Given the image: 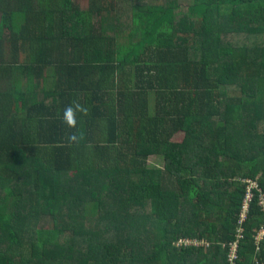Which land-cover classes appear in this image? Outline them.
Listing matches in <instances>:
<instances>
[{
    "label": "trees",
    "instance_id": "obj_1",
    "mask_svg": "<svg viewBox=\"0 0 264 264\" xmlns=\"http://www.w3.org/2000/svg\"><path fill=\"white\" fill-rule=\"evenodd\" d=\"M262 196L264 0H0V264H263Z\"/></svg>",
    "mask_w": 264,
    "mask_h": 264
},
{
    "label": "clouds",
    "instance_id": "obj_2",
    "mask_svg": "<svg viewBox=\"0 0 264 264\" xmlns=\"http://www.w3.org/2000/svg\"><path fill=\"white\" fill-rule=\"evenodd\" d=\"M87 108L82 106L78 102H73L70 105H67L63 111L62 121L64 124H66L69 128H75L77 124V113L86 115L87 114ZM78 139L77 135L75 133H72L68 136V141L76 142Z\"/></svg>",
    "mask_w": 264,
    "mask_h": 264
},
{
    "label": "built area",
    "instance_id": "obj_3",
    "mask_svg": "<svg viewBox=\"0 0 264 264\" xmlns=\"http://www.w3.org/2000/svg\"><path fill=\"white\" fill-rule=\"evenodd\" d=\"M244 183L246 184V188H247V194H246V198L244 201V206L242 208V213L239 216V223L241 224L244 220H245V216L247 213V209H248V202L251 200V194H250V190L252 188L256 187V182L252 181L250 179H246L244 181ZM259 204L264 206V198L263 196L261 197V199L259 200ZM237 233L241 234V227L239 226L237 229ZM241 235H238V237H240ZM264 238V228H261L257 231L256 235H255V241L256 243H258L260 240H262ZM181 243H186V241H180ZM195 243V241L193 242ZM196 244V243H195ZM233 250L235 249V243H233ZM256 264H261V263H256ZM264 264V263H263Z\"/></svg>",
    "mask_w": 264,
    "mask_h": 264
},
{
    "label": "rangeland",
    "instance_id": "obj_4",
    "mask_svg": "<svg viewBox=\"0 0 264 264\" xmlns=\"http://www.w3.org/2000/svg\"><path fill=\"white\" fill-rule=\"evenodd\" d=\"M75 1H77L80 5L81 4H84V0H75ZM189 1L190 0H179V4L181 6V10H185V7L189 4ZM17 108H19V107H17ZM175 139L178 140V141H180L181 136H176ZM154 161L155 160L153 158H150L149 159V162H151V163L154 162ZM9 212H10V210L8 209V213ZM5 214H7V213H5ZM6 220H7V216H6Z\"/></svg>",
    "mask_w": 264,
    "mask_h": 264
}]
</instances>
